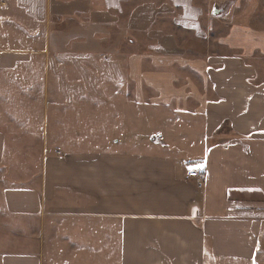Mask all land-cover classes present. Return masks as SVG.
Instances as JSON below:
<instances>
[{"label": "crops", "instance_id": "crops-1", "mask_svg": "<svg viewBox=\"0 0 264 264\" xmlns=\"http://www.w3.org/2000/svg\"><path fill=\"white\" fill-rule=\"evenodd\" d=\"M225 5L194 47L189 0H0V264H264V25Z\"/></svg>", "mask_w": 264, "mask_h": 264}, {"label": "rangeland", "instance_id": "rangeland-1", "mask_svg": "<svg viewBox=\"0 0 264 264\" xmlns=\"http://www.w3.org/2000/svg\"><path fill=\"white\" fill-rule=\"evenodd\" d=\"M189 1L193 3V6L196 7L199 11L201 10V15L198 16V23L203 29V31L204 29L209 30V31H206L208 35L206 36L204 35L205 37H203L202 39H198L196 42H194L193 44L194 47H196L195 45L206 46L207 41H210L211 39H213V36L217 35L218 32L219 34L222 32L223 17H220L221 16L220 14L217 16H214V15L212 16L210 14L211 8L214 5H217L220 9L223 7V11H225V8L223 5L226 4L228 6L227 8L229 7L231 8L230 11L232 12L231 14H233L234 18H239L238 20L245 21L251 24H254V23L256 24V21H257L258 24L260 23L262 26L264 25L263 24L264 23V5L262 3L264 2L263 0H189ZM239 3H241L240 5L241 7H239ZM167 16H173V14L167 15ZM167 20L170 21L169 18H167ZM168 24L173 25L170 31L174 32L176 35H178L177 34L178 31H180L179 32V35H180L181 32L182 34H184L185 31L189 29V28L187 29L184 28L185 30H183V27L179 25L180 24L179 22L168 23ZM174 26H176V28H174ZM197 49L199 50L198 47ZM137 118H140V115H138ZM134 126L139 131L141 130L140 121H136Z\"/></svg>", "mask_w": 264, "mask_h": 264}, {"label": "built area", "instance_id": "built-area-1", "mask_svg": "<svg viewBox=\"0 0 264 264\" xmlns=\"http://www.w3.org/2000/svg\"><path fill=\"white\" fill-rule=\"evenodd\" d=\"M188 177H193L198 180V186H201V181L203 180L204 174L203 172H189Z\"/></svg>", "mask_w": 264, "mask_h": 264}, {"label": "water", "instance_id": "water-1", "mask_svg": "<svg viewBox=\"0 0 264 264\" xmlns=\"http://www.w3.org/2000/svg\"><path fill=\"white\" fill-rule=\"evenodd\" d=\"M221 11H222V9H220L217 5H214V7L212 9V14L214 16H217V15L221 14Z\"/></svg>", "mask_w": 264, "mask_h": 264}]
</instances>
